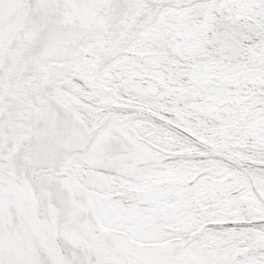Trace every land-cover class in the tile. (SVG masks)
Segmentation results:
<instances>
[{"label": "snow or ice", "instance_id": "snow-or-ice-1", "mask_svg": "<svg viewBox=\"0 0 264 264\" xmlns=\"http://www.w3.org/2000/svg\"><path fill=\"white\" fill-rule=\"evenodd\" d=\"M0 264H264V0H0Z\"/></svg>", "mask_w": 264, "mask_h": 264}]
</instances>
